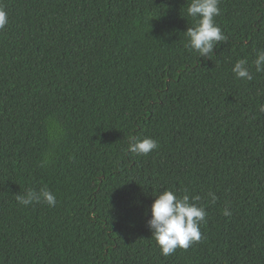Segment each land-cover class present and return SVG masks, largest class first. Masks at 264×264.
I'll use <instances>...</instances> for the list:
<instances>
[{"label":"trees","instance_id":"16d2710c","mask_svg":"<svg viewBox=\"0 0 264 264\" xmlns=\"http://www.w3.org/2000/svg\"><path fill=\"white\" fill-rule=\"evenodd\" d=\"M189 3L0 0V264H264V0H221L208 59ZM129 135L159 147L136 155ZM44 187L54 207L15 198ZM164 189L207 212L167 257L147 225Z\"/></svg>","mask_w":264,"mask_h":264},{"label":"clouds","instance_id":"9594fccd","mask_svg":"<svg viewBox=\"0 0 264 264\" xmlns=\"http://www.w3.org/2000/svg\"><path fill=\"white\" fill-rule=\"evenodd\" d=\"M221 0H190L187 6V15L195 21L194 27H188L186 34L189 38L188 47L196 52L200 58H209L214 55L216 46L227 41L226 34L216 24L215 17L220 15ZM8 23L7 12L0 7V30ZM257 73L264 72V49L256 50V58L253 61ZM231 71L237 79L251 81L254 79L248 60L238 59ZM264 112V105L260 106ZM159 147L157 141L151 137L140 138L134 135L128 137V150L136 155H148ZM47 160L42 162L43 166ZM213 202L217 197L215 193H208ZM151 204L150 218L147 225L161 250V255L167 257L176 250H187L198 243L202 238L200 226L206 222L207 212L205 207L195 203L200 197H190L188 194L177 195L171 189L159 191L154 196ZM16 200L21 206H29L33 203H45L49 207L56 205L54 192L44 187L39 190L29 189L17 194ZM223 214L230 216L231 212L226 208Z\"/></svg>","mask_w":264,"mask_h":264}]
</instances>
